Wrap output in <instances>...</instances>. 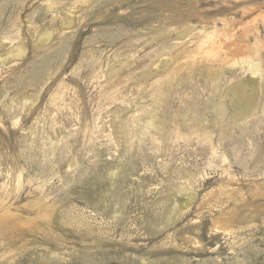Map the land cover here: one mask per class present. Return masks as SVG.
<instances>
[{
	"label": "rangeland",
	"instance_id": "rangeland-1",
	"mask_svg": "<svg viewBox=\"0 0 264 264\" xmlns=\"http://www.w3.org/2000/svg\"><path fill=\"white\" fill-rule=\"evenodd\" d=\"M107 1L0 0V264H264V77L199 48L264 53V0Z\"/></svg>",
	"mask_w": 264,
	"mask_h": 264
},
{
	"label": "bare ground",
	"instance_id": "bare-ground-1",
	"mask_svg": "<svg viewBox=\"0 0 264 264\" xmlns=\"http://www.w3.org/2000/svg\"><path fill=\"white\" fill-rule=\"evenodd\" d=\"M35 1V0H34ZM71 1H73L74 2V4L73 5H75V4H78V3H81V4H89V3H91V0H62V1H58V0H53V1H50L49 0V2L47 3V6H48V10L49 11H51V12H54V14H55V16L54 17H56L57 16V11L58 10H55V7H56V5L58 4V3H61L62 4V2H71ZM111 2H113V1H111ZM109 0L107 1V2H105L103 5H102V8H107L108 6H112L114 3H111ZM46 3V2H45ZM66 4V3H65ZM92 4V3H91ZM117 4H118V6H120V10H122L123 8H122V6H123V4L120 2V0H117ZM63 5V4H62ZM117 6V7H118ZM201 4L199 5V3H195V4H193V3H191V2H188L187 3V8H189L190 9V11L191 12H187V13H185V14H183V16L185 17V19L187 20V22L188 23H195L196 21H197V23H199V24H201V28H202V26L204 27V29H205V27H207V25H208V23H206L205 21H204V18L205 17H203L202 16V12L203 11H201L202 9H201ZM253 8H255V7H253ZM261 9V8H260ZM49 11H46V12H49ZM168 12V11H167ZM170 14H173V13H170ZM169 14V15H170ZM249 14V13H248ZM264 14V13H263ZM51 15V14H50ZM165 15H167V14H165ZM240 15V14H239ZM246 15V14H245ZM259 16V15H258ZM53 17V16H52ZM141 17V16H140ZM138 18V17H137ZM165 19H168L169 18V16H165L164 17ZM261 18H262V15H261ZM57 19V18H56ZM159 19H161V17H157V18H153V17H151L150 19H149V22L147 23V24H145V25H143L142 27H138V26H136V25H134V27H133V31H130L129 30V34H127L128 35V37H129V39H131V37L132 36H134V33L133 32H138V31H141V32H143V31H145L146 30V28H148V29H150L151 31L154 29V25H152L154 22H158V20ZM55 20V19H54ZM260 20V19H259ZM170 21V20H169ZM206 21H208V20H206ZM256 21V20H255ZM261 21H263V18H262V20H260V23H261ZM223 22V21H222ZM225 22V21H224ZM159 24H161L162 22H161V20L158 22ZM186 22H184V24H185ZM211 23L212 24H216V23H213V21H211ZM231 23V22H230ZM229 23V24H230ZM234 23H236V22H234L233 21V25H234ZM183 24V23H182ZM241 24H242V22H241ZM257 24H258V22H257ZM256 24V25H257ZM262 24H264L263 22H262ZM218 25V24H217ZM224 25H227V23L225 24L224 23ZM232 25V26H233ZM240 25V24H239ZM255 25V26H256ZM229 26H231V24L229 25ZM238 26V25H237ZM241 26V25H240ZM254 26V27H255ZM150 27V28H149ZM214 27H216V25L214 26ZM234 27V26H233ZM251 27V26H250ZM249 27V28H250ZM177 28V27H176ZM208 28V27H207ZM227 28V27H226ZM235 28V27H234ZM234 28H230L231 30H227V29H225L224 31H223V36H221L220 38H217V36L219 35V34H215V35H213V34H209L205 39H204V37H205V35L203 36V39H204V41L202 42V44L199 46V48H208V47H210V46H213V47H222V48H229V50L230 51H232V55L231 56H228L227 55V53H225V57H224V60L221 62V64H218V67H219V70L217 71V72H215L216 71V69H214V70H211L210 71V74H211V77H215V76H217V75H220L221 74V72L222 71H226L227 72V70L228 71H232V70H235L236 68H245V69H248L254 76L255 75H257V74H259L260 75V73H261V76L262 77H264V53L262 52V50L263 49H261L260 50V48L259 47H249V45L248 44H246L245 46H241V45H235L234 44V41H233V43L231 42V40H232V38H234L235 37V34L233 33L234 32ZM237 28V27H236ZM239 28V27H238ZM248 28V29H249ZM11 29H13V28H11ZM163 30H164V28H163ZM193 30V29H192ZM223 30V29H222ZM253 30V29H252ZM258 30V29H257ZM208 31V30H207ZM236 31V30H235ZM245 31V30H244ZM217 32V31H216ZM254 32H256V31H254ZM153 33V32H152ZM220 33V32H219ZM231 33V34H230ZM236 33V32H235ZM253 33V32H252ZM257 33H258V31H257ZM201 34V33H200ZM203 34H205V33H203ZM222 34V33H221ZM249 34V33H248ZM256 34V33H255ZM127 35H126V37H127ZM197 35H198V32H197ZM237 35V34H236ZM247 36V35H246ZM249 36V35H248ZM125 37V36H124ZM201 37H202V35H201ZM243 37H244V35H243ZM250 37V36H249ZM3 38V37H2ZM123 38V37H122ZM196 38V37H195ZM198 38V37H197ZM262 38V37H261ZM137 40H138V38H136ZM135 38H132V40H130L129 42H131V41H135L136 40ZM245 39L247 40L248 39V37L246 38L245 37ZM3 40V39H2ZM140 40H141V38H140ZM240 40V39H239ZM258 40H260L259 39V37H258ZM200 41H202V39L200 40ZM262 43H263V41H262ZM131 44H133V43H131ZM130 45V44H129ZM260 47L262 48V47H264V46H262L261 44H260ZM131 54V53H130ZM129 57V56H128ZM130 58V57H129ZM7 61V60H6ZM1 62V61H0ZM225 67H227L226 69H225ZM103 70V69H102ZM100 75V74H99ZM36 83V82H35ZM31 85H33V84H31ZM30 87V86H29ZM232 92L234 93V97H233V105H235L236 107L237 106H240V103L242 102V101H244V100H246L245 101V108L241 111V113H248V112H251V111H253L254 110V107H256L255 105H254V102H255V98L257 97V95H258V92H257V89L254 87V82H251V84L250 85H248L247 83H246V81H241L239 84H238V86L236 87V88H234V91L232 90ZM162 95V94H161ZM165 100V99H164ZM160 104V103H159ZM235 106H233V107H235ZM239 108V107H238ZM145 114V113H144ZM252 114H254V112L252 113ZM146 115V114H145ZM250 116V115H249ZM143 117V116H142ZM147 117V116H146ZM162 117V116H161ZM146 119H148V120H146ZM145 120L146 121H148L147 122V126L149 127V128H155L156 130H159L160 132L161 131H164L165 130V128H166V121H164V120H157L156 118H154V117H150V116H148L147 118H146ZM142 122V121H141ZM146 126V125H145ZM179 127V126H178ZM184 127V126H183ZM141 128V127H140ZM154 129V130H155ZM198 129V128H197ZM140 130V129H139ZM151 130V129H150ZM153 130V129H152ZM173 130V129H172ZM145 131H147V130H145ZM145 131H144V133H145ZM182 131V130H181ZM184 131V130H183ZM186 131V130H185ZM191 131V130H190ZM193 131H195V130H193ZM197 132H195V135L197 136L198 135V137L200 136V134H199V132H198V130H196ZM148 132V131H147ZM176 132V131H175ZM180 132V131H179ZM179 132H176V133H179ZM201 132L203 133V130H201ZM139 134H140V132H138ZM141 133H142V131H141ZM150 133V132H149ZM153 133V132H152ZM174 133V132H173ZM201 133V136H205L206 137V139H209L210 140V142H212L213 141V139H212V137L208 134V132H206V133H203L202 134ZM146 134V133H145ZM161 134V133H160ZM191 134V133H190ZM189 134V135H190ZM126 135H127V133H126ZM149 135V134H148ZM151 135V134H150ZM159 135V134H158ZM173 134H171V136H172ZM135 136V135H134ZM161 136V135H160ZM176 136H178V135H176ZM185 137V136H184ZM183 137V138H184ZM161 138V137H160ZM132 139V138H131ZM150 139H151V137H150ZM155 139V138H154ZM179 139V138H178ZM156 141H159V139H157ZM40 201H41V199H39ZM37 203V202H36ZM163 203V202H162ZM46 209V208H45ZM44 209V210H45ZM44 210H42V211H44ZM7 212V211H6ZM55 212V211H54ZM5 213V212H4ZM47 213H49V212H47ZM54 215V214H53ZM4 216V215H3ZM220 216V215H219ZM224 215H221L220 217H219V219H217V221H216V225L218 224V225H224L223 223L225 222V225H226V221L228 220V218H224L223 217ZM13 217V216H12ZM51 217V216H50ZM52 219V218H51ZM230 219V218H229ZM229 222V221H228ZM228 222H227V225H228ZM227 228V227H226Z\"/></svg>",
	"mask_w": 264,
	"mask_h": 264
}]
</instances>
